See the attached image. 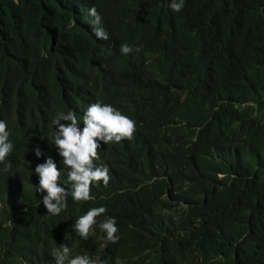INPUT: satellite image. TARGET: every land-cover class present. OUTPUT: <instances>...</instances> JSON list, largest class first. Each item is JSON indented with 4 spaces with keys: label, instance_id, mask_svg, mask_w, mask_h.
I'll list each match as a JSON object with an SVG mask.
<instances>
[{
    "label": "trees",
    "instance_id": "1",
    "mask_svg": "<svg viewBox=\"0 0 264 264\" xmlns=\"http://www.w3.org/2000/svg\"><path fill=\"white\" fill-rule=\"evenodd\" d=\"M74 2L102 12L116 46L142 48L118 71L136 98L125 112L140 120L154 103L158 122L154 134L125 142L134 164L123 144L100 152L111 180L92 190L137 216L108 208L119 242L102 249L101 232L89 255L110 264H264V0H185L179 13L171 0H0V57L22 58L25 35L71 29ZM72 37L105 74L117 70L102 40L84 30ZM45 224L31 217L17 233Z\"/></svg>",
    "mask_w": 264,
    "mask_h": 264
},
{
    "label": "clouds",
    "instance_id": "2",
    "mask_svg": "<svg viewBox=\"0 0 264 264\" xmlns=\"http://www.w3.org/2000/svg\"><path fill=\"white\" fill-rule=\"evenodd\" d=\"M168 7L179 13L185 0H171ZM71 9V29L25 35L17 45L25 47L22 58L0 57V264H110L104 253L90 256L88 246L101 232L102 249L119 242V228L107 209L123 211L127 219L137 216L125 201L123 206L92 188L107 187L111 180L101 161L103 149L123 144L134 164L128 147L137 136L157 131L154 103L144 106L140 120L125 112L136 98L130 97L132 83L118 71L126 72L133 51L142 48L129 42L116 46L96 6L74 2ZM81 30L117 57L113 74H105L74 40L72 34ZM126 141L131 145L126 147ZM26 143L35 144L23 155L17 147ZM13 186L28 207L18 208ZM69 197L75 204L71 210ZM31 217L46 224L31 236L17 233Z\"/></svg>",
    "mask_w": 264,
    "mask_h": 264
}]
</instances>
